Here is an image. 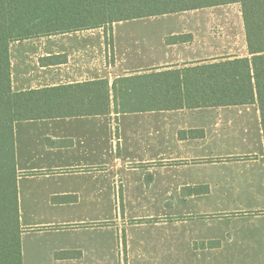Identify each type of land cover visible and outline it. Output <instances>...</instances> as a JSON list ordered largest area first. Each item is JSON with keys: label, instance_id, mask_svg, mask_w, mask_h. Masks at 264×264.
I'll list each match as a JSON object with an SVG mask.
<instances>
[{"label": "crops", "instance_id": "0c3cea01", "mask_svg": "<svg viewBox=\"0 0 264 264\" xmlns=\"http://www.w3.org/2000/svg\"><path fill=\"white\" fill-rule=\"evenodd\" d=\"M229 17L241 47L219 52L207 24H114L126 66L105 61L103 27L15 41L12 88L100 79L112 87L121 77L251 57L241 5ZM121 33L138 41L119 42ZM30 56L47 74L30 77ZM112 98L108 114L15 122L23 264H264L258 103L122 113Z\"/></svg>", "mask_w": 264, "mask_h": 264}, {"label": "trees", "instance_id": "16d2710c", "mask_svg": "<svg viewBox=\"0 0 264 264\" xmlns=\"http://www.w3.org/2000/svg\"><path fill=\"white\" fill-rule=\"evenodd\" d=\"M234 3L241 5L251 57L121 77L112 87L100 79L12 88L15 41L100 27L112 33L116 22ZM112 95L122 113L258 103L264 133V0H0V264H23L15 122L108 114Z\"/></svg>", "mask_w": 264, "mask_h": 264}, {"label": "rangeland", "instance_id": "374dc122", "mask_svg": "<svg viewBox=\"0 0 264 264\" xmlns=\"http://www.w3.org/2000/svg\"><path fill=\"white\" fill-rule=\"evenodd\" d=\"M240 8V4H230V5H221V6H215L211 7L210 10H188V11H182L177 13H168V14H162V15H154V16H148L143 18H137V19H131L127 21H121L116 22L115 25H119L122 23H126L124 25H144V24H155V23H168V24H177V23H185L187 25H191L193 23H199V24H207L208 27V33L205 32L206 35L210 34L211 37L214 40V45L217 47V52L221 51L223 47H229L236 44L238 48L241 47V33L238 29L231 28V31H229V28L227 25L229 24V14L238 12ZM228 9V11L226 10ZM231 11V12H230ZM233 21L230 20V23ZM235 25L236 22L234 21ZM141 27V26H139ZM237 27V26H236ZM120 31L123 32L125 30L124 26H120L118 28ZM122 35H119L118 41H138L137 38H133V34L129 36L130 38H126L127 35L124 33H121ZM140 34V33H137ZM144 34V33H142ZM107 41L112 42V45H107V54L105 61H107V64H116L118 61L120 63H124V66H126L127 62V56L126 55H119L116 56L115 53V45H114V36L113 33H107ZM48 37L40 38L39 40L41 42H46ZM15 43V42H14ZM28 68H30V77H35L36 75L40 74L44 76L47 74V69H41L37 63L35 58L31 56L28 59ZM122 72V71H121ZM120 72V73H121ZM105 73H109L107 69H105Z\"/></svg>", "mask_w": 264, "mask_h": 264}]
</instances>
